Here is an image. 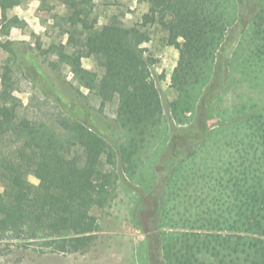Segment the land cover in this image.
Returning a JSON list of instances; mask_svg holds the SVG:
<instances>
[{
    "label": "trees",
    "instance_id": "obj_1",
    "mask_svg": "<svg viewBox=\"0 0 264 264\" xmlns=\"http://www.w3.org/2000/svg\"><path fill=\"white\" fill-rule=\"evenodd\" d=\"M145 1L148 11L139 24L128 27L113 19L102 30L93 16L95 0H62L63 22L80 43L41 48L55 56L54 68L68 65L102 106L117 100L116 123L130 135L125 144L112 145L82 122L69 124L63 134L45 121L19 117L6 66L0 95V240L23 241L40 253L85 252L96 242L100 223L92 208L116 199L121 173L135 176L147 136L162 123L155 60L142 46L153 27L179 49L171 75L177 96L168 106L173 122L185 124L199 111L206 115L209 71L238 17L239 0ZM256 5L248 36L254 78L264 72V0ZM14 25L5 14L0 17L2 33ZM84 57L97 59L102 75L85 67ZM220 120L222 139L214 143L215 130L203 129L164 177L156 228H162L165 264H264V108L234 106ZM207 151L208 158L200 159L198 153Z\"/></svg>",
    "mask_w": 264,
    "mask_h": 264
},
{
    "label": "rangeland",
    "instance_id": "obj_2",
    "mask_svg": "<svg viewBox=\"0 0 264 264\" xmlns=\"http://www.w3.org/2000/svg\"><path fill=\"white\" fill-rule=\"evenodd\" d=\"M257 3L239 0L238 17L209 71L206 85L210 89L204 104L209 110L205 116L200 111L190 114L182 125L173 122L168 110L169 102L177 96L171 75L179 49L169 44L165 31L152 28L150 40L142 46L146 56L155 60L152 75L164 103L162 123L147 136L135 176L121 173L116 199L109 206L92 208L100 223L96 242L85 252L40 253L33 246L25 247L23 241L0 240V264H165L159 234L162 228H156V214L165 191L164 177L174 159L191 148L203 129L215 130L214 143L222 139L225 133L217 129L225 111L231 112L234 106L252 111L264 108V72L257 78L251 73L256 68L251 66L253 44L248 38ZM147 11L145 0H95L93 16L96 26L106 30L113 19L128 27L137 25ZM4 14L15 25L9 34L0 29V95L9 65L18 116L45 121L63 134H67L69 124L82 122L112 145L125 144L130 135L116 123L117 100L102 106L101 98L81 86L68 65L54 68L50 61L55 56L42 52L41 48L53 42L80 43L63 22L67 7L62 0H0V17ZM3 44H9V49ZM83 64L99 75L104 72L93 57H84ZM198 154L202 160L208 158V151ZM29 179L37 183L34 175Z\"/></svg>",
    "mask_w": 264,
    "mask_h": 264
}]
</instances>
